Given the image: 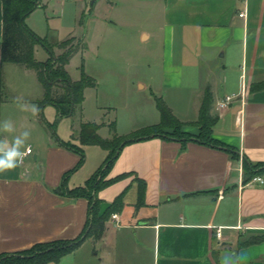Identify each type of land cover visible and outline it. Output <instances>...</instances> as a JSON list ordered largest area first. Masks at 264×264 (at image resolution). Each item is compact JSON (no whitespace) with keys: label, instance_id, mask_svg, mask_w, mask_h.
Returning a JSON list of instances; mask_svg holds the SVG:
<instances>
[{"label":"crops","instance_id":"obj_1","mask_svg":"<svg viewBox=\"0 0 264 264\" xmlns=\"http://www.w3.org/2000/svg\"><path fill=\"white\" fill-rule=\"evenodd\" d=\"M146 2L160 22L162 81L169 107L184 122L185 131L198 134L195 122L209 88L211 114L218 117L213 137L234 147L239 156L197 140L183 144L164 135L128 143L107 177L133 174L98 193L101 211L123 194L118 218L110 217L100 239L88 237L74 253L49 264H67L74 255V264H221L228 251L243 252L244 264H264V166L253 177L244 169L245 160L264 163V90L249 89L244 100L239 97L219 107L227 95L242 92L243 78L248 85L264 80V0ZM241 11L246 15L240 16ZM3 14L0 0V75L17 91L11 76L18 66L1 60ZM151 35L142 34L144 39ZM38 50L37 45L36 58ZM185 79L196 83L190 105L183 98ZM4 95L0 92V128L11 120L15 130L0 131V140L13 141L22 129H36L37 123H21L19 108ZM24 119H30L28 114ZM52 138H44V146L27 144L21 150L31 146L32 153L23 165L0 174V254L38 242L74 239L84 230L88 199L56 192L80 156ZM78 174L79 169L69 176L68 187L90 177L81 182ZM135 176L147 183L146 204L140 207ZM218 227L223 229L220 240Z\"/></svg>","mask_w":264,"mask_h":264},{"label":"rangeland","instance_id":"obj_2","mask_svg":"<svg viewBox=\"0 0 264 264\" xmlns=\"http://www.w3.org/2000/svg\"><path fill=\"white\" fill-rule=\"evenodd\" d=\"M39 1L41 6L29 15L27 24L38 35L47 38L56 54L62 52L58 43L75 37L80 47L66 68L73 80L80 79L82 68L96 79L94 87L86 88L85 100L75 113L59 119L57 135L79 142L80 124L83 121L104 122L106 126L99 130L104 138H112L115 133L127 135L157 124L160 121L157 100L162 99L167 103V88H164L162 81L160 22L153 14V7L147 5V0ZM147 31L152 33L150 39L142 36ZM38 47L36 59L47 60L48 50L41 45ZM17 66L18 72L11 76L17 91L7 85L5 99L13 101L15 97L21 96L24 99L20 103L28 101L38 105L44 88L36 72ZM184 85L185 103L193 104L196 83L185 79ZM24 114H28L30 119H24ZM19 116L21 123H37L36 129H22L21 133L30 132L25 146L32 144L36 147L37 142L44 146V138L48 136L56 139L47 125V122L52 123L57 118L55 106L48 105L43 117L40 113L33 117L20 109ZM110 123H115L114 131ZM86 146L87 160L78 174L81 182L102 165L107 155V151L99 145ZM69 259L67 264L76 262L75 255ZM227 264H231L230 257L227 258Z\"/></svg>","mask_w":264,"mask_h":264},{"label":"trees","instance_id":"obj_3","mask_svg":"<svg viewBox=\"0 0 264 264\" xmlns=\"http://www.w3.org/2000/svg\"><path fill=\"white\" fill-rule=\"evenodd\" d=\"M39 0H3V39H2V64L13 63L36 72L38 80L44 88V94L37 101L41 116L48 105H53L57 111V118L54 122H47L52 130L56 141L78 153L80 159L75 167L66 171L62 178L61 185L56 192L68 197H85L88 199V214L83 232L74 239H60L48 242H38L28 249L13 252L1 253L0 264H49L59 262L64 256L77 249L88 237L100 239L106 229V223L110 217L123 206V194L118 195L115 200L101 211L102 200L98 197L101 189L110 184L133 174L127 172L108 178V174L119 157L123 147L128 143L150 138L153 135H164L174 137L185 144L189 140H197L201 143L227 149L235 158L239 152L232 146L213 137V128L218 117L211 114L212 93L208 88L205 92L200 115L195 122L199 126V133L192 134L183 129L182 122L162 99L157 100L160 110V121L140 131L131 132L127 135L115 133L112 138H104L99 130L105 125L104 122L83 121L80 124L78 139L80 144L71 140L61 139L57 133V125L60 118L75 113L85 100V90L96 85V79L82 68L81 77L73 80L66 68L72 55L80 47V42L75 37L68 38L60 43L58 47L62 52L56 54L52 44L45 37L38 35L28 24V16L40 7ZM37 45L45 47L49 57L45 61L36 59L35 48ZM6 84L3 75H0V92L5 93ZM264 90V80L254 82L250 85V91ZM111 130H115V123H110ZM99 145L108 151L102 165L85 181L84 184L70 188L67 185L69 176L80 169L86 161L84 146ZM264 163H251L244 161V169L251 177L261 173ZM138 182V197L136 206L146 204L147 183L144 179L135 176ZM253 241H258L252 240Z\"/></svg>","mask_w":264,"mask_h":264},{"label":"clouds","instance_id":"obj_4","mask_svg":"<svg viewBox=\"0 0 264 264\" xmlns=\"http://www.w3.org/2000/svg\"><path fill=\"white\" fill-rule=\"evenodd\" d=\"M22 98L21 96L15 97L13 103L21 111L30 113L33 117H37L41 112L39 105L28 101L27 103H20ZM14 130L11 120H5L3 127L0 128V131L7 133H11ZM29 137L30 132L24 131L19 136H16L13 141L7 139L0 140V174L14 171L23 165L27 152L21 149L25 146ZM229 257L231 258V264H244L247 260V256L243 252H230L221 256V264H227V258Z\"/></svg>","mask_w":264,"mask_h":264},{"label":"built area","instance_id":"obj_5","mask_svg":"<svg viewBox=\"0 0 264 264\" xmlns=\"http://www.w3.org/2000/svg\"><path fill=\"white\" fill-rule=\"evenodd\" d=\"M239 1L246 2L247 0H239ZM245 15H246V11H241L240 12V16H245ZM249 89H250V85H248L246 83L245 79L243 78L242 92L240 94H235L234 93V94H231V95H227L222 101L219 102V107L220 108H226V107H228L230 105V103H232L235 99H237L239 97L244 100V98H245L246 94L248 93ZM26 152H27V154L32 153L31 146L27 147ZM255 179L256 180H260V181L263 182V179L261 177H256ZM113 217L117 219L118 218V214L114 213ZM216 235H217V238L219 240L222 239V237H223V229H222V227H218L217 228Z\"/></svg>","mask_w":264,"mask_h":264}]
</instances>
